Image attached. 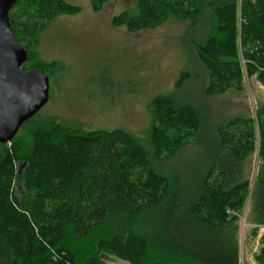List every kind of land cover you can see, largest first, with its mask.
<instances>
[{"label":"trees","instance_id":"16d2710c","mask_svg":"<svg viewBox=\"0 0 264 264\" xmlns=\"http://www.w3.org/2000/svg\"><path fill=\"white\" fill-rule=\"evenodd\" d=\"M31 2L79 10L64 0H19L10 12L19 42L14 13L34 10ZM169 2L139 0L137 15L123 12L114 22L135 30L171 17L194 19L190 42L205 70L206 96L244 87L245 75L264 86V0H193L186 13ZM55 63L35 67L49 75ZM150 106L145 142L122 128L86 131L34 116L10 145L0 143V264H106L108 257L125 264H240L247 204L246 222L264 225V103L255 116L212 128L193 100L159 95ZM204 141L191 172L177 171L175 161ZM16 161L27 164V208L12 191ZM256 258L264 260V236Z\"/></svg>","mask_w":264,"mask_h":264},{"label":"rangeland","instance_id":"374dc122","mask_svg":"<svg viewBox=\"0 0 264 264\" xmlns=\"http://www.w3.org/2000/svg\"><path fill=\"white\" fill-rule=\"evenodd\" d=\"M64 1L79 10L61 13L57 6L31 2L34 10L29 6L14 13L20 43L31 53L27 68L58 62L48 75L50 99L36 115L39 121L53 118L66 127L86 131L122 128L145 142L151 129L150 105L159 95L193 100L209 128L234 116H255L264 103V86L256 76L245 75L244 87L235 85L222 95L203 93L205 70L190 42V35L196 33L194 19L171 17L150 29L130 30L116 24L114 18L123 12L137 15L139 0ZM192 1L170 0L169 6L186 13L193 8ZM184 73L189 77L178 86ZM25 135L26 129L20 133ZM207 143L180 156L174 163L177 171L190 173V164L205 154ZM26 165L16 161L12 178L13 195L21 208L28 207L31 196L23 181ZM257 170L256 155L253 175ZM248 208L249 204L240 220V264H264L256 258L264 225L246 222ZM106 264L125 263L108 257Z\"/></svg>","mask_w":264,"mask_h":264},{"label":"water","instance_id":"95a60500","mask_svg":"<svg viewBox=\"0 0 264 264\" xmlns=\"http://www.w3.org/2000/svg\"><path fill=\"white\" fill-rule=\"evenodd\" d=\"M19 0H0V143H9L21 126L50 99V77L41 67L24 70L28 50L13 33L10 12Z\"/></svg>","mask_w":264,"mask_h":264}]
</instances>
